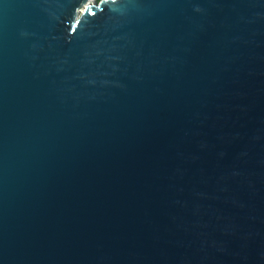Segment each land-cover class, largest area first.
<instances>
[{
    "label": "water",
    "instance_id": "water-1",
    "mask_svg": "<svg viewBox=\"0 0 264 264\" xmlns=\"http://www.w3.org/2000/svg\"><path fill=\"white\" fill-rule=\"evenodd\" d=\"M0 264H264V0H0Z\"/></svg>",
    "mask_w": 264,
    "mask_h": 264
},
{
    "label": "trees",
    "instance_id": "trees-1",
    "mask_svg": "<svg viewBox=\"0 0 264 264\" xmlns=\"http://www.w3.org/2000/svg\"><path fill=\"white\" fill-rule=\"evenodd\" d=\"M96 1H99V0H96Z\"/></svg>",
    "mask_w": 264,
    "mask_h": 264
}]
</instances>
